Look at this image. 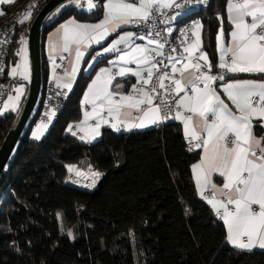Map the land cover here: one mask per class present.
I'll return each instance as SVG.
<instances>
[{
	"label": "snow or ice",
	"instance_id": "snow-or-ice-1",
	"mask_svg": "<svg viewBox=\"0 0 264 264\" xmlns=\"http://www.w3.org/2000/svg\"><path fill=\"white\" fill-rule=\"evenodd\" d=\"M193 4L206 6L208 0H86L87 9L96 10L102 19L90 23L69 18L48 38L55 97H66L72 90L82 62L93 68L106 61L108 66L99 67L83 93L82 118L70 123L66 131L92 144L99 142L105 126L115 132H132L179 121L188 150H200L198 162L191 165L195 187L226 227L225 242L242 252L264 250V79L227 78L238 73L264 74V0H226L231 31L226 40L224 17L218 13L219 71L215 74L203 51L200 20L179 30V51L169 45L174 31L171 25L187 16L185 10ZM67 6L83 8L85 0L62 2L56 13ZM33 7H28L18 23L31 18ZM160 19L168 27L158 30ZM129 26L137 30H126ZM7 42L5 36L0 45ZM19 44L15 55L20 63L11 66L9 75L30 81L25 34L19 36ZM90 49L94 54L85 62ZM108 54L113 58L109 60ZM58 68L62 71L57 72ZM3 71L0 66V73ZM129 76L135 77L136 83L126 91L117 77ZM217 81L222 82L219 87L231 106L217 90ZM12 91L14 95L9 93L0 106V115L9 110L19 112L25 85L17 83ZM57 109L58 105H50L45 119L36 124L31 133L35 141L44 137ZM67 170L74 173L75 178L69 177L71 183L88 189H95L104 176L91 165L88 172L75 165H67ZM80 177L87 182L82 183ZM190 212L185 209V215ZM68 235L75 239L71 232Z\"/></svg>",
	"mask_w": 264,
	"mask_h": 264
},
{
	"label": "trees",
	"instance_id": "trees-1",
	"mask_svg": "<svg viewBox=\"0 0 264 264\" xmlns=\"http://www.w3.org/2000/svg\"><path fill=\"white\" fill-rule=\"evenodd\" d=\"M27 1L5 7L0 27ZM218 13L228 28L226 0H210L209 8L198 13L204 49L213 62ZM37 14L29 19V29ZM70 17L93 22L101 14L67 6L50 17L42 39ZM19 48L15 37L7 65L17 63ZM90 79L91 74L79 78L41 141L30 137L38 106L0 175V264H264L263 250L242 252L225 242V226L195 187L191 165L200 150H188L180 123L132 132L106 129L92 144L66 131L81 116ZM16 115L0 117V147ZM76 164L104 173L93 192L65 183L67 165Z\"/></svg>",
	"mask_w": 264,
	"mask_h": 264
},
{
	"label": "built area",
	"instance_id": "built-area-1",
	"mask_svg": "<svg viewBox=\"0 0 264 264\" xmlns=\"http://www.w3.org/2000/svg\"><path fill=\"white\" fill-rule=\"evenodd\" d=\"M43 2L44 3L48 2V0H28L24 5H22L19 9H17L13 13L12 18L10 19V21L7 24L0 27V40H4L5 36H6L7 41H8L7 43L0 45V66L4 67V71L2 73H0V106H2L3 102L6 100L7 95L12 92V89L14 88V86H16L17 83L20 82L19 79L8 77L6 74L7 61L9 58L10 49H11L14 38L15 37L19 38V36L21 34H25L26 39L28 40V34H29L30 29L28 28L27 24L29 23V20H26L24 22L25 24L24 23L20 24V23H18V21L20 19H23V13L28 9V7L30 5H34L32 12L38 13L40 11V9L43 7V4H42ZM209 6H210V0H208V4L206 6L205 5H195V4L189 5L188 8L185 10L187 12V16L182 15L181 17L178 18V22L171 25L174 28V31L171 34V36H169V38H168L169 39V45L177 46L178 51H179V40L177 39V37L179 36V30L184 28L185 26L190 25L193 20H200L198 13L204 12V10L208 9ZM156 23H157V29L158 30H161V29L168 27V25H165L162 22V19L157 20ZM149 27H150V24L145 25L144 31H147V29ZM130 28L133 31L137 30L136 28H134L132 26H130ZM166 50H170L168 45H166ZM57 71L61 72L62 69L58 68ZM212 71L214 74L219 71V69L215 66V64H213ZM221 83H222L221 81H217V86H218L217 88H221V87H219V85ZM56 91H57V89H56L55 84L53 82H49L44 89L42 88L41 95H40L39 100H38V103H39V101H41V112L39 114L38 121L45 119L44 114L48 110L50 105H58L56 115L53 118L54 120H56L58 118V116L60 115V113L64 110L65 104L69 100V92H67L66 97L62 96L60 98H56L55 97ZM171 121H173V120H169L165 123H168ZM165 123H163V124H165ZM76 166H78V165L76 164ZM67 172H68V170H67ZM69 177L70 176H69V172H68V176H67L65 182L69 185H74V184H71V182L69 181ZM94 190L95 189H93L91 191H94Z\"/></svg>",
	"mask_w": 264,
	"mask_h": 264
},
{
	"label": "water",
	"instance_id": "water-1",
	"mask_svg": "<svg viewBox=\"0 0 264 264\" xmlns=\"http://www.w3.org/2000/svg\"><path fill=\"white\" fill-rule=\"evenodd\" d=\"M67 4V0H49L38 12L31 24L28 34V49L31 65V80L26 98L22 107L16 116V119L8 132L3 144L0 147V175L9 165L10 160L17 148L20 138L24 134L33 114L41 104L39 97L41 95L42 84V32L45 24L50 17L56 12L55 9L61 3ZM38 104V105H37ZM94 168L93 165H91ZM66 183V182H65ZM67 184V183H66ZM69 185V184H67ZM85 192H93L84 190L77 185H69Z\"/></svg>",
	"mask_w": 264,
	"mask_h": 264
},
{
	"label": "crops",
	"instance_id": "crops-1",
	"mask_svg": "<svg viewBox=\"0 0 264 264\" xmlns=\"http://www.w3.org/2000/svg\"><path fill=\"white\" fill-rule=\"evenodd\" d=\"M16 1H17V0H11L10 3H0V12H2V13L4 14L5 7L14 4ZM77 9H78V8H77ZM78 10H79V9H78ZM79 11H80V10H79ZM81 11H84V10H81ZM93 11H95V10H93ZM93 11H91V12H93ZM85 12H87V11H85ZM1 16H2V15H0V18H1ZM226 16H227V14H226ZM70 18H72V17H70ZM68 19H69V18H68ZM100 19H102V15H101ZM66 20H67V19H66ZM66 20H65V21H66ZM65 21H64V22H65ZM64 22H62V23H64ZM81 22L95 23V22H98V20H97V21H93V22H92V21H81ZM227 23H228V28H226V26L222 25V27H223V29H224V32H225L226 40L229 38V37H228V34H229L230 31H231V25H230V22H229L228 20H227ZM60 24H61V23H60ZM60 24H58V25L54 26L53 28L47 30V31L45 32V34H44L43 39H42V50H41V51H42V65L44 66V67H43V70L46 71L47 76H48V78H47V82H46L47 84H48L49 82H53L52 62L49 60V56H48V38H49L50 35H52V34L56 31V29L59 27ZM126 30L133 31V30L130 28V26H129ZM217 32H218V31H217ZM115 35H116V34L114 33L112 36L108 37V40H106V41L104 42L105 46L107 45L108 42L111 41V39H113V38L115 37ZM216 37H217V34H216ZM27 41H28V40H27ZM215 41H216V50H217V58H216V62H213L212 59H211V57L209 56V54L205 51V49H204V43H203V51L206 52V53L208 54L209 60H210L213 64H215V66H216V64L218 63V48H217V39H216V38H215ZM138 42H140V41H138ZM202 42H203V29H202ZM93 47L96 49V51H99V50H100V46H98V45H94ZM27 49H28V44H27ZM91 54H94V53H93L92 50L90 49L89 52L86 53V55H85V58H84L85 62L89 60V56H90ZM112 58H113V57H112L110 54H108V59L110 60V59H112ZM28 59H29V62H30L29 49H28ZM101 59H103V58H101ZM19 60H20V57H19L17 63L19 62ZM57 63H58V64L61 63L60 60H59L58 58H57ZM11 65H12V64H11ZM105 66H108L106 61H104L103 63H101V64H99L98 66H95V67H93V68H87V67H86V64H85L84 62H82V64H81V69H80V71H79L78 74H77L76 80H75V82H74V84H73V88H72L71 91H68L69 94L74 90V88H75V86H76V84H77V82H78V80H79V78H80L81 76H87V75H90V74H91V77H93L94 74H95V72L98 71L99 67H105ZM30 68H31V65H30ZM9 72H10V65H7V68H6V74H7L8 77H11V76L9 75ZM57 72H60V71H57ZM42 73H43V71H42ZM235 76H239V77H237L238 79H264V74H249V73L229 74V77H227V78H235ZM11 78H12V77H11ZM16 78L20 80L19 83H23V84L25 85V94L23 95V98H22V102H24V100H25V98H26V95H27V92H28V88H29L30 81H24V80H23L21 77H19V76H17ZM30 80H31V79H30ZM42 80H43V78H42ZM117 81H119L120 83H123L124 86H125V90L127 91V90L130 88L131 84L136 83V78H135V77H132V76H129L128 78H125V79H122V78H120V77H117ZM53 83H54V82H53ZM89 83H90V81H89ZM114 83H115V82H114ZM47 84H46V85H47ZM45 87H46V86H45ZM42 88H43V87H42ZM217 90L220 92L221 97L225 99V102H226V103H229V105L231 106L230 102L227 101L226 97L224 96L223 91H222V88H217ZM85 91H86V90H85ZM81 101H82V99H81ZM83 110H84V109H83V107H82V105H81V116H80L79 120L82 118ZM79 120H78V121H79ZM37 121H38V120H37ZM53 121H54V119H52V122H53ZM78 121H76V122H78ZM176 122L180 123L179 121H176ZM180 125H181V129H182V132H183V126H182L181 123H180ZM154 127H157V126H156V125H152V126H149V127L146 128V129H150V128H154ZM106 129H110V130H112L111 128L105 126V127H103V128L101 129L102 134H103L104 130H106ZM138 130H145V129H138ZM112 131H114V130H112ZM133 131H137V130H133ZM114 132H115V131H114ZM121 132H124V131H121ZM258 134H261V133L258 132ZM100 138H101V137H100ZM100 138H99V139H100ZM197 150H198V149H197ZM90 165H91V164H90ZM193 178H194V176H193ZM194 181H195V180H194ZM216 182L219 183L220 180H219V179H216ZM197 193H198V192H197ZM199 197H200V196H199ZM205 202H206V201H205ZM206 203H207V202H206ZM209 206H210V205H209ZM210 207H211V206H210ZM217 218H218V217H217ZM218 219H219V218H218ZM219 220H220V219H219ZM220 221L222 222V220H220ZM222 223H223V222H222ZM225 228H226V227H225ZM230 246H231V245H230ZM231 247H232V246H231ZM255 250H259V249H255ZM263 251H264V250H263Z\"/></svg>",
	"mask_w": 264,
	"mask_h": 264
},
{
	"label": "rangeland",
	"instance_id": "rangeland-1",
	"mask_svg": "<svg viewBox=\"0 0 264 264\" xmlns=\"http://www.w3.org/2000/svg\"><path fill=\"white\" fill-rule=\"evenodd\" d=\"M80 11L81 10H84V11H87V12H91V11H89L88 9H87V7H86V0H85V6L83 7V8H78ZM18 63H20V60H19V62ZM17 64V63H16ZM14 64H12V65H10V68H11V66H13ZM11 94H13L14 95V92L12 91L11 92ZM22 98H23V96L21 97V101H20V104H19V111H20V109H21V107H22V104H23V102H22ZM7 99V98H6ZM9 113H15V112H13V111H11V110H9V111H6L3 115H0V117H3V116H5L6 114H9ZM19 113V112H18ZM18 113H17V115H18ZM16 115V116H17ZM40 121H35V123L33 124V126H32V128H31V132L30 133H32V131L35 129V126H36V124L37 123H39ZM52 125V122H51V124L49 125V127H48V130L50 129V126ZM48 130H47V132H48ZM46 132V133H47ZM46 133H45V135H46ZM44 135V136H45ZM30 137H31V139H33L32 138V136H31V134H30ZM44 138V137H43ZM42 138V139H43ZM41 139V140H42ZM34 140V139H33ZM40 140V141H41ZM79 167V166H78ZM80 168V167H79ZM84 172H87L88 171V169H89V167H88V169L87 168H81ZM80 180H81V177H80ZM71 184H73V183H71ZM80 183H77V184H74V185H77L78 187H80V185H79ZM85 190H93V189H88V188H85Z\"/></svg>",
	"mask_w": 264,
	"mask_h": 264
},
{
	"label": "bare ground",
	"instance_id": "bare-ground-1",
	"mask_svg": "<svg viewBox=\"0 0 264 264\" xmlns=\"http://www.w3.org/2000/svg\"><path fill=\"white\" fill-rule=\"evenodd\" d=\"M87 172H88V171H87ZM74 178H75V177H74ZM79 179H80V178H79ZM81 181H82V183H83V182H87V181L84 179V177H81ZM70 182H71V181H70ZM73 184H74V183H73ZM79 185H80L81 188L85 189V187H83L81 183H80Z\"/></svg>",
	"mask_w": 264,
	"mask_h": 264
}]
</instances>
